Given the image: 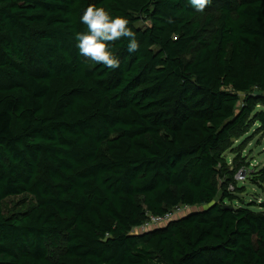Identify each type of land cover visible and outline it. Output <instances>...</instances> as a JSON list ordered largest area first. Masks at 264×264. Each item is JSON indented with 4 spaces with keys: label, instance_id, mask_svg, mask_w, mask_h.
<instances>
[{
    "label": "trees",
    "instance_id": "1",
    "mask_svg": "<svg viewBox=\"0 0 264 264\" xmlns=\"http://www.w3.org/2000/svg\"><path fill=\"white\" fill-rule=\"evenodd\" d=\"M90 4L136 33L115 70L76 47ZM248 118L264 131V0H0V264H264V204L233 206L237 167L215 182Z\"/></svg>",
    "mask_w": 264,
    "mask_h": 264
},
{
    "label": "rangeland",
    "instance_id": "2",
    "mask_svg": "<svg viewBox=\"0 0 264 264\" xmlns=\"http://www.w3.org/2000/svg\"><path fill=\"white\" fill-rule=\"evenodd\" d=\"M239 97L240 104L244 96L239 95ZM260 109L259 106H256V110ZM220 150L224 165L220 167L219 176L215 178V182L219 184V182L225 181L227 185L232 172L237 168H244L246 180L241 184H229L227 190L230 185L233 186V191L231 190L235 199L233 206L236 207L243 201L255 203L253 209L258 210V204H264V172L260 174L264 170V131L261 126L252 118H248L245 126L237 128L232 133L229 142L222 145ZM33 205V199L30 196L22 195L4 200L1 203V210L4 217L18 216L27 212ZM195 211L196 209H189L182 215ZM142 232L133 231L132 233Z\"/></svg>",
    "mask_w": 264,
    "mask_h": 264
},
{
    "label": "clouds",
    "instance_id": "3",
    "mask_svg": "<svg viewBox=\"0 0 264 264\" xmlns=\"http://www.w3.org/2000/svg\"><path fill=\"white\" fill-rule=\"evenodd\" d=\"M210 2L211 0H188L197 12H203ZM80 21L87 26V31L76 33V47L87 61L115 70L120 67V60L111 50L116 41L128 40L127 52L130 54L139 50L136 33L129 27V20L124 16L113 17L104 7L90 4Z\"/></svg>",
    "mask_w": 264,
    "mask_h": 264
},
{
    "label": "built area",
    "instance_id": "4",
    "mask_svg": "<svg viewBox=\"0 0 264 264\" xmlns=\"http://www.w3.org/2000/svg\"><path fill=\"white\" fill-rule=\"evenodd\" d=\"M244 180H246V171L244 170V168H241L235 173L233 177V184H241L244 182ZM231 190L233 191V186L230 185L227 191L231 192ZM189 209L190 208L188 207H179L173 209V211L165 214L162 217L149 216L147 222L141 225L139 228H136L134 231L144 232L147 228L162 226L169 222L171 219H174L176 216H181L185 211H188Z\"/></svg>",
    "mask_w": 264,
    "mask_h": 264
},
{
    "label": "water",
    "instance_id": "5",
    "mask_svg": "<svg viewBox=\"0 0 264 264\" xmlns=\"http://www.w3.org/2000/svg\"><path fill=\"white\" fill-rule=\"evenodd\" d=\"M225 208H227V207H225ZM181 216H183V215H181ZM159 227H162V226H159Z\"/></svg>",
    "mask_w": 264,
    "mask_h": 264
}]
</instances>
